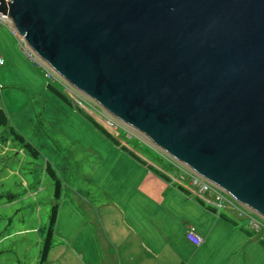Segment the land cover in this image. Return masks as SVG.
<instances>
[{
	"label": "water",
	"instance_id": "obj_1",
	"mask_svg": "<svg viewBox=\"0 0 264 264\" xmlns=\"http://www.w3.org/2000/svg\"><path fill=\"white\" fill-rule=\"evenodd\" d=\"M111 118L264 218V0H0Z\"/></svg>",
	"mask_w": 264,
	"mask_h": 264
},
{
	"label": "rangeland",
	"instance_id": "obj_2",
	"mask_svg": "<svg viewBox=\"0 0 264 264\" xmlns=\"http://www.w3.org/2000/svg\"><path fill=\"white\" fill-rule=\"evenodd\" d=\"M0 52L4 57L0 110L8 120L7 125L0 123V264H40L39 254L56 204L59 215L47 264H79L82 259L84 264H102L111 260L113 251L105 241L103 223L104 219L109 224L117 222L110 212L116 205L105 215L104 210L117 203L127 212L118 181L123 170L112 142L104 140L85 114L100 124L97 118L107 121L109 116L87 97L75 94L67 103L49 89L51 84L64 91L58 80L48 78L43 67L25 56L10 26L1 21ZM113 123L121 135L119 138L109 130L120 141L118 148L140 156L159 175V169L180 174L146 139L117 120ZM48 164L55 177L47 171ZM58 181L62 192L56 200ZM222 213L236 222L238 231L247 229L248 219L226 209ZM250 236L264 246L258 241L260 236Z\"/></svg>",
	"mask_w": 264,
	"mask_h": 264
},
{
	"label": "crops",
	"instance_id": "obj_3",
	"mask_svg": "<svg viewBox=\"0 0 264 264\" xmlns=\"http://www.w3.org/2000/svg\"><path fill=\"white\" fill-rule=\"evenodd\" d=\"M111 144L123 170L118 181L127 212L117 203L104 210L105 215L116 205V210L110 212L117 222L109 224L104 219V237L113 258L102 264H264V246L254 242L250 232L238 231L232 219H215L211 209L188 200L161 175ZM50 169L47 171L53 173ZM98 216L102 221L101 209ZM191 227L204 238L202 246L196 247L187 238ZM79 264H84L83 259Z\"/></svg>",
	"mask_w": 264,
	"mask_h": 264
},
{
	"label": "built area",
	"instance_id": "obj_4",
	"mask_svg": "<svg viewBox=\"0 0 264 264\" xmlns=\"http://www.w3.org/2000/svg\"><path fill=\"white\" fill-rule=\"evenodd\" d=\"M0 21L8 24V19L4 17H0ZM13 33L16 35L18 39V46L21 51L25 54V56L30 59L35 65H40L46 72L48 78L53 80H58L65 88V92L74 98L75 91L67 86L57 75H55L49 68H47L42 62H40L37 57L28 49L27 44L24 39L17 35L14 31ZM4 65V57L0 53V68ZM113 122H116L111 117H107V121H105V126L108 130L116 132L117 129ZM115 135V134H114ZM116 136V135H115ZM160 152L159 150H157ZM162 157L168 160L173 166L180 171V174H171L166 170L159 169L160 173L167 178L172 185H177L182 188L184 192L187 193L189 197L192 199H196L199 202H202L204 206L212 209L216 216L222 214L224 209L231 211L235 210V212L242 218H246L249 220V224L247 229L251 232H254L258 236H260L261 240H264V218L256 215L252 210L244 207L242 204L238 203L234 198H232L227 192L221 190L217 186L213 185L209 181L205 180L198 174L193 171L185 168L182 164L178 163L176 160L167 156L163 152H160ZM187 238L197 247L203 245L205 240L198 235L195 228L191 227L187 232Z\"/></svg>",
	"mask_w": 264,
	"mask_h": 264
},
{
	"label": "trees",
	"instance_id": "obj_5",
	"mask_svg": "<svg viewBox=\"0 0 264 264\" xmlns=\"http://www.w3.org/2000/svg\"><path fill=\"white\" fill-rule=\"evenodd\" d=\"M48 88L51 89L57 96H59L60 98H62L64 101H66L67 103H71L70 100L68 99V96L63 92V90L55 87L54 85L49 84ZM5 112L0 110V123L1 124H8V120L6 118V114ZM86 119L94 126L95 130L104 138H106L107 140L111 141L113 144L120 146V141L117 139V137H115L112 133H110L104 126H102L100 123H98L92 116L85 114ZM133 156L135 158H137L138 160H140L144 165H146V163L141 160L138 156L134 155ZM50 169V167L48 166L47 169ZM51 170V169H50ZM51 174L55 177L54 173L51 172ZM161 175V174H160ZM164 177V176H162ZM165 179V178H164ZM177 188L181 191L182 188L178 187ZM61 192H62V184L58 181L56 182V190H55V198L57 200H59L61 198ZM199 202V201H198ZM201 205H204L202 202H199ZM212 210V209H211ZM213 211V210H212ZM234 211L235 210H231ZM57 213H58V204L54 205L53 209H52V215H51V219H50V224H49V230H48V235L47 238L43 244V249L41 248V258H40V264H45V262L48 259L49 253L51 251V248L53 246V232H54V227L55 224L57 222ZM214 213V211H213ZM217 218H224L228 221H231L229 218H227V216L222 213L218 216H216ZM247 228V227H246ZM248 232H250V235L255 234L254 232L249 231L248 229H246ZM260 242H264V240H260ZM205 243V242H204ZM203 243V244H204ZM197 247V246H196Z\"/></svg>",
	"mask_w": 264,
	"mask_h": 264
},
{
	"label": "clouds",
	"instance_id": "obj_6",
	"mask_svg": "<svg viewBox=\"0 0 264 264\" xmlns=\"http://www.w3.org/2000/svg\"><path fill=\"white\" fill-rule=\"evenodd\" d=\"M7 18V17H6ZM8 19V18H7ZM8 25L10 26V28H11V31L13 32H15L16 33V31L14 30V28L10 25V21H9V19H8ZM14 34V33H13ZM17 34V33H16ZM15 35V34H14ZM18 35V34H17ZM16 36V35H15ZM22 37V36H21ZM23 38V37H22ZM39 60V59H38ZM40 61V60H39ZM41 62V61H40ZM47 67V66H46ZM48 68V67H47ZM54 73V72H53ZM55 74V73H54ZM56 75V74H55ZM61 79V78H60ZM62 80V79H61ZM63 81V80H62ZM64 82V81H63ZM67 86H69L66 82H64ZM64 87V86H63ZM69 87H71V86H69ZM72 88V87H71ZM74 91H75V94H79L80 96H82V97H84V98H86L84 95H82L80 92H78V91H76L74 88H72ZM68 97H71V96H69L66 92H65V88H64V91H63ZM72 98V97H71ZM87 99V98H86ZM92 102V101H91ZM92 104H94L93 102H92ZM102 110V109H101ZM108 115V114H107ZM109 116V115H108ZM110 117V116H109ZM97 119H99L100 121H102V125H104V127L108 130V128L105 126V121H103V120H101L100 118H97ZM113 119V118H112ZM115 120V119H114ZM116 121V120H115ZM109 131V130H108ZM110 132V131H109ZM117 132H118V129H117ZM111 133V132H110ZM113 134V133H112ZM114 135V134H113ZM115 136V135H114ZM121 137V135H119V138ZM129 137H131V135H129ZM150 146H152L151 144H149ZM155 150H158L156 147H154V146H152ZM160 151V150H159ZM161 152V151H160ZM173 159V158H172ZM175 160V159H174ZM163 170V169H162ZM159 173H160V171H159ZM195 173V172H194ZM161 174V173H160ZM197 174V173H196ZM199 175V174H198ZM161 176H163L162 174H161ZM199 176H201V175H199ZM202 177V176H201ZM163 178H165V177H163ZM202 178H204V177H202ZM205 179V178H204ZM165 180L166 181H168L169 183H170V181L167 179V178H165ZM205 180H207V179H205ZM208 181V180H207ZM210 182V181H209ZM211 183V182H210ZM171 184V183H170ZM213 184V183H212ZM172 185V184H171ZM213 185H215V184H213ZM174 186H176L177 187V185H175L174 184ZM216 186V185H215ZM218 187V186H217ZM219 188V187H218ZM221 189V188H220ZM222 190V189H221ZM224 191V190H223ZM183 193H185L186 195H187V193L186 192H184V191H182ZM226 192V191H225ZM230 195V194H229ZM231 196V195H230ZM232 197V196H231ZM233 198V197H232ZM236 200V199H235ZM198 201V200H197ZM237 201V200H236ZM238 202V201H237ZM238 203H240V202H238ZM240 204H242V203H240ZM210 209V208H209ZM251 210V209H250ZM256 214V213H255ZM257 215V214H256ZM259 216V215H258Z\"/></svg>",
	"mask_w": 264,
	"mask_h": 264
},
{
	"label": "bare ground",
	"instance_id": "obj_7",
	"mask_svg": "<svg viewBox=\"0 0 264 264\" xmlns=\"http://www.w3.org/2000/svg\"><path fill=\"white\" fill-rule=\"evenodd\" d=\"M136 132V131H135ZM143 138V137H142ZM170 157H172V156H170ZM178 162V161H177Z\"/></svg>",
	"mask_w": 264,
	"mask_h": 264
}]
</instances>
